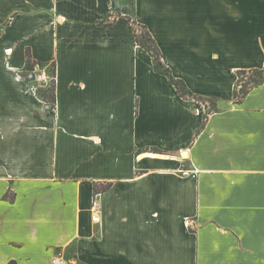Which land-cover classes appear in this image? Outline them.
Instances as JSON below:
<instances>
[{
  "label": "crops",
  "instance_id": "obj_1",
  "mask_svg": "<svg viewBox=\"0 0 264 264\" xmlns=\"http://www.w3.org/2000/svg\"><path fill=\"white\" fill-rule=\"evenodd\" d=\"M255 67L264 0H0V264H264V82L234 101Z\"/></svg>",
  "mask_w": 264,
  "mask_h": 264
},
{
  "label": "trees",
  "instance_id": "obj_2",
  "mask_svg": "<svg viewBox=\"0 0 264 264\" xmlns=\"http://www.w3.org/2000/svg\"><path fill=\"white\" fill-rule=\"evenodd\" d=\"M122 18L131 22L132 26L135 28V40L137 44L145 48L152 56L155 69L158 73L164 74L168 76L170 81L174 84L177 91L181 94L184 98H194L198 102H205L204 99L198 95L192 93V91L187 87L185 81L181 78H177L172 73V70L169 66H167L163 61V54L162 51L153 37L151 31L149 30L146 24L140 23L137 20H134L132 17L127 15H119ZM37 63L32 59V57L28 56V62L26 65L25 70L32 71L35 69V65ZM250 73V81L247 83H242L239 85L238 81L245 75ZM238 80L234 90V101L240 103L244 100L248 92L255 86L264 82V68H251V69H241L237 71ZM240 86V87H239ZM51 89H46L42 91H38V94L47 102L55 104V74L53 71L52 82H51ZM39 89V88H38ZM213 109H217V105H213ZM108 186H100V184H95V192H100L101 189H106ZM5 198L13 200V197L8 192L5 195ZM8 264H17L15 260L10 261Z\"/></svg>",
  "mask_w": 264,
  "mask_h": 264
},
{
  "label": "rangeland",
  "instance_id": "obj_3",
  "mask_svg": "<svg viewBox=\"0 0 264 264\" xmlns=\"http://www.w3.org/2000/svg\"><path fill=\"white\" fill-rule=\"evenodd\" d=\"M35 68H36V65H35ZM35 69H33L32 71H27V70H24V73L23 74H28L30 75L31 73L34 72ZM43 76V77H42ZM52 76H53V68L52 67H49V69H47L46 73H45V77L44 75L42 74V72H38L37 74V78L40 79L38 81V90H37V93L38 91H42V90H46V89H51V82H52ZM43 79V80H41ZM44 79H47V82H42L44 81ZM250 81V73H247L245 75H242V77L240 78V80L238 81L239 85L242 84V83H247ZM45 83V84H44ZM240 87V86H239ZM205 100V99H204ZM206 101V100H205ZM212 105V104H211Z\"/></svg>",
  "mask_w": 264,
  "mask_h": 264
},
{
  "label": "built area",
  "instance_id": "obj_4",
  "mask_svg": "<svg viewBox=\"0 0 264 264\" xmlns=\"http://www.w3.org/2000/svg\"><path fill=\"white\" fill-rule=\"evenodd\" d=\"M46 81H47V79H46ZM33 90L35 91V92H37V90H38V86H34L33 87ZM202 107H204V105L202 104ZM94 207H95V209H96V214H95V216L93 217V220L94 221H99V204H98V201H95V203H94ZM53 264H68V261L67 260H65V259H62V258H54L53 259Z\"/></svg>",
  "mask_w": 264,
  "mask_h": 264
}]
</instances>
